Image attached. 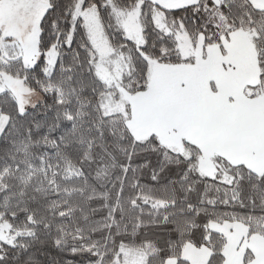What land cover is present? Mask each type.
<instances>
[{
  "label": "snow or ice",
  "instance_id": "6c2138e0",
  "mask_svg": "<svg viewBox=\"0 0 264 264\" xmlns=\"http://www.w3.org/2000/svg\"><path fill=\"white\" fill-rule=\"evenodd\" d=\"M0 264H264V0H0Z\"/></svg>",
  "mask_w": 264,
  "mask_h": 264
}]
</instances>
